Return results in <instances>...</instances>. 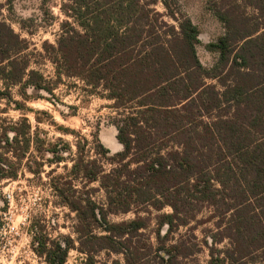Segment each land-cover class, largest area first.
<instances>
[{
	"label": "trees",
	"instance_id": "16d2710c",
	"mask_svg": "<svg viewBox=\"0 0 264 264\" xmlns=\"http://www.w3.org/2000/svg\"><path fill=\"white\" fill-rule=\"evenodd\" d=\"M175 3L68 0L56 43L43 45L52 78L33 67L29 41L2 19L0 6V100L13 102L14 86L26 99L37 96L28 88L54 95L65 78H77L118 111L116 153L99 136L92 142L56 124L47 111L35 113L74 142L33 132L28 117L0 125V182L21 172L45 176L59 205L76 216L75 239L30 228L46 264H66L71 250L84 254L85 264H98L103 252L124 262L100 264H182L199 243H172L171 235L205 204L215 208L220 229L206 240L210 264H264V0H210L225 32L206 45L217 55L209 67L198 56V25ZM16 108L25 109L19 102ZM167 207L172 211L157 217L155 245L147 234L151 220L140 213ZM131 212L133 219L111 220ZM225 239L229 247L219 249Z\"/></svg>",
	"mask_w": 264,
	"mask_h": 264
},
{
	"label": "rangeland",
	"instance_id": "374dc122",
	"mask_svg": "<svg viewBox=\"0 0 264 264\" xmlns=\"http://www.w3.org/2000/svg\"><path fill=\"white\" fill-rule=\"evenodd\" d=\"M67 2L68 0H14L9 4L7 0H0L2 19L29 41L28 53L36 62L33 67L40 68L48 78L54 77V67L50 62L51 56L44 51L43 45L46 41L56 43L61 24L68 19L63 12V6ZM174 7L198 25L201 40L197 46L198 56L206 67L211 66L217 55L210 53L206 45L222 35L225 29L211 10L210 0H176ZM156 8L165 15V20L176 24L167 16L163 4H157ZM248 13L254 15L256 12L249 8ZM178 15L181 16L180 13ZM0 86L5 87L4 84ZM87 89L83 81L77 78H65L64 82L55 89L54 95L45 92L38 94L32 88H28L27 93L31 97L37 96L26 99L22 95L20 86H14L11 88L13 102L0 100V125L18 122L23 117H28L33 132L40 129L52 141L63 137L74 142V136L62 134L57 126L50 124L52 120L46 114L35 113V111H47L56 124L76 130L92 142L95 135L99 136L101 142L112 153L122 150V145L117 140V128L112 123L114 117L118 115V111L112 107L114 101L93 95ZM17 102L25 109H17ZM36 116L43 122L38 124ZM49 157L51 155H48ZM106 169H111V166L107 165ZM63 171V168L58 169V173ZM46 180L45 176L40 180L28 172H21L18 179H4L0 182V264H46L44 257L39 256L34 250L30 230L34 224L42 226L52 239H62L64 236H71L73 239L77 237L75 213L59 205L46 185ZM97 186L98 184H94L91 187ZM97 198L102 202L104 193L98 192ZM171 211L170 207L161 212L150 208V212L144 210L140 213L151 220L147 234L152 237L155 245H157L155 235L158 227L157 217L161 213ZM135 216L134 212L127 215H113L111 220L120 222L133 219ZM218 220L215 216V208L205 204L196 213V219L171 235L172 243L180 240L191 242L192 239H196L194 242L199 243L197 252L193 256L182 258L180 260L182 264H210L212 257L206 240L212 241L211 233L220 230ZM229 245L230 240L225 239L218 243L217 247L226 249ZM112 259L124 262L122 255H109L108 252H103L97 257L98 264ZM85 261L84 254L71 250L66 264H85Z\"/></svg>",
	"mask_w": 264,
	"mask_h": 264
}]
</instances>
